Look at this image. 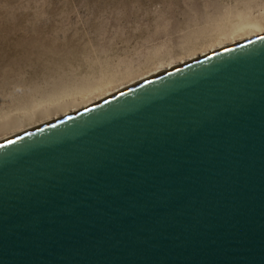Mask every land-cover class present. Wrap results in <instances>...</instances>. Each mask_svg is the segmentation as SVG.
Segmentation results:
<instances>
[{
  "label": "water",
  "instance_id": "1",
  "mask_svg": "<svg viewBox=\"0 0 264 264\" xmlns=\"http://www.w3.org/2000/svg\"><path fill=\"white\" fill-rule=\"evenodd\" d=\"M0 264H264V33L0 142Z\"/></svg>",
  "mask_w": 264,
  "mask_h": 264
},
{
  "label": "rangeland",
  "instance_id": "2",
  "mask_svg": "<svg viewBox=\"0 0 264 264\" xmlns=\"http://www.w3.org/2000/svg\"><path fill=\"white\" fill-rule=\"evenodd\" d=\"M263 33L264 0H0V124Z\"/></svg>",
  "mask_w": 264,
  "mask_h": 264
},
{
  "label": "bare ground",
  "instance_id": "3",
  "mask_svg": "<svg viewBox=\"0 0 264 264\" xmlns=\"http://www.w3.org/2000/svg\"><path fill=\"white\" fill-rule=\"evenodd\" d=\"M247 34H248V32L242 31V32H240V34H238V35H242V36H236V37H238V38L244 37V36H247ZM259 35H261V34H259ZM256 36H258V35H256ZM253 37H255V36H253ZM253 37H251V38H253ZM238 38H235V39H238ZM248 39H250V38H247L246 40H248ZM237 43L238 42H231V43L225 44V45H223V48L237 44ZM217 49L218 48L213 49L212 51L217 50ZM210 53L211 52L209 51L206 54H210ZM202 55H205V54H202ZM187 62H189V61H184L183 63L181 62L178 65L167 66V67H165L163 69H159L153 73H149V75H145V76H143V78L141 77L140 79H137L133 82H130L126 86H124L122 88L120 87L117 90H114L113 92H109V89H107L106 91L109 93H107V94L105 93L100 98H94V96H92L90 98L79 101L78 105L86 108V107L91 106L95 103H98L104 99H107V98H109L115 94H118V93H120V92H122L128 88H131L137 84H140L146 80H149V79H151L157 75H160L164 72H167L171 69H174L180 65L186 64ZM75 103H76V101L72 99L68 102H64L61 104H55V105L48 107V108H45V107L39 108L38 111L30 112V113L22 115V116H14L10 120H7V118H6L7 121L0 124V142L6 141V140L11 139L15 136H18L20 134H23L25 132H28L30 130H33L35 128H38L40 126L51 123L53 121H56L58 119H61L65 116H68L72 113L77 112L76 110H74L75 109ZM68 109H71V110L67 112L66 110H68ZM63 111H64V113H62L61 115L59 114L60 116L59 115L56 116L58 113L63 112Z\"/></svg>",
  "mask_w": 264,
  "mask_h": 264
}]
</instances>
